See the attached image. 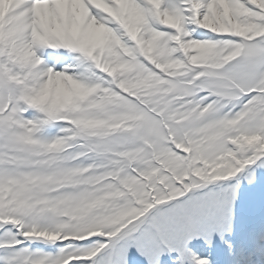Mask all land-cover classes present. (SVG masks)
<instances>
[{
	"label": "snow or ice",
	"instance_id": "obj_1",
	"mask_svg": "<svg viewBox=\"0 0 264 264\" xmlns=\"http://www.w3.org/2000/svg\"><path fill=\"white\" fill-rule=\"evenodd\" d=\"M0 264H264V0H0Z\"/></svg>",
	"mask_w": 264,
	"mask_h": 264
}]
</instances>
